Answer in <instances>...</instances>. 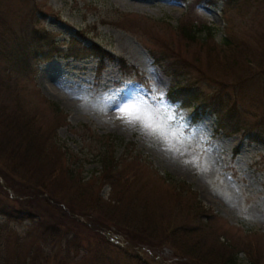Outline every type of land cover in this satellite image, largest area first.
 <instances>
[{"label":"rangeland","instance_id":"obj_1","mask_svg":"<svg viewBox=\"0 0 264 264\" xmlns=\"http://www.w3.org/2000/svg\"><path fill=\"white\" fill-rule=\"evenodd\" d=\"M184 18L213 28L208 43L200 47L177 33L175 26ZM32 27L45 29L58 52L48 59L37 53L27 69L9 71L4 50L22 46ZM70 43L80 55H67ZM91 44L109 54L100 69ZM148 49L166 50L169 62L177 60L179 77L191 82L201 102L212 95L235 101L237 125L250 128L249 134L242 128L214 132V116L207 110L199 109L194 119L196 101L182 107L168 100L170 78ZM42 83L53 95L42 91ZM138 100L158 112L164 136L122 118L121 106ZM0 108L22 110L43 137L35 143L42 161L32 158L20 166L0 157V205L15 197L19 202L9 216L0 212V224L24 234L37 219L42 222L36 226L55 223L75 237L67 264H192L170 241L126 242L115 227L99 232L113 245L94 232L109 220L89 210L88 203L93 195L107 199L111 191L122 195V203L133 198L135 206L144 205L146 210L138 211L159 225L157 230L169 222L180 224V230L191 228L194 213L187 206L198 200L211 215L212 235L205 237L203 249L216 247V238L226 239L239 264H264V134L257 132L264 133V0H0ZM108 133L128 142L124 148L112 139L114 155L124 148L127 155L140 152L145 158L113 186L96 180L100 165L93 155L107 149L102 143L110 142ZM69 168L73 180L86 186L70 188ZM154 170L186 181L195 197L177 195ZM88 211L95 215L83 214ZM21 244L27 247V239Z\"/></svg>","mask_w":264,"mask_h":264},{"label":"trees","instance_id":"obj_2","mask_svg":"<svg viewBox=\"0 0 264 264\" xmlns=\"http://www.w3.org/2000/svg\"><path fill=\"white\" fill-rule=\"evenodd\" d=\"M200 22H194L188 20V18H184L177 23L175 29L186 42H196L201 47L203 43H208L205 39L207 36L212 35L213 28L205 22ZM46 34L45 29L37 30L35 27H32L30 31L27 32L28 41L24 42L22 46L5 49L4 57L8 70L13 71L18 67L27 69L29 59L34 58L37 53L40 54L42 59H48L54 53L58 52V47L53 46L50 41L48 42ZM223 38L222 44L229 46L226 37ZM88 47L90 54L98 59L97 69L102 68V60L105 57L109 58V54L94 50L96 47L94 44ZM148 50L153 61L157 63L162 71L170 78L168 88L165 92V96L168 100L178 101L179 105L182 107L190 105L193 100L196 101L198 108H196L197 111L194 113V119H197L198 116L195 115L201 112L199 109L202 111L207 110L208 113L214 116V132L219 130L224 134H230L242 128L241 131L249 134L250 128L238 127L237 125L239 119L237 115L240 111L237 110L238 106L235 101L231 100V102H229V98L226 96L212 95L209 96L207 100L201 102V99L198 97L199 95L193 91L191 82L182 81V78L179 77L181 73L178 72V68L182 66L177 60L169 62L168 60L170 57L172 58V56L170 54L166 55V50L162 52H158L155 49ZM67 55H80L78 46H74V44L70 43L68 45ZM173 55L175 57L177 56L176 53ZM221 55L223 56L222 58H224V55ZM224 61H226L225 58ZM184 79L187 78L184 77ZM215 94L221 93L216 91ZM49 105L56 112L61 111L60 107H58L54 101L49 100ZM257 132L262 135L264 134L262 131ZM40 133L39 127L35 126L32 120L22 110H20V112L19 110H15L14 112L8 113L0 108V157H2V162L6 159L8 162L5 161L4 164L19 163L20 166H25L32 158L42 161V148H40L38 144H35L38 139H43V137L39 135ZM108 134L110 136V142H108V144L105 142L102 143L103 145L105 144L107 149H100L93 155L97 156L96 160L100 165L99 176H97L96 180L102 179L103 182L105 181L113 186L115 178L120 174H124L123 172L127 170V168L136 165L139 166V164L142 163L140 161H145V158H140L142 155H140V152L127 155V149L124 148H126L125 146L128 142L122 141L120 137L113 133ZM96 137L102 138L105 136L97 135ZM112 139L118 143H122L124 146L118 156L114 155L110 148ZM68 170V175L70 176L69 180L70 182L72 181L70 183V188L75 187V190H78L86 186L85 183L81 182L79 179H77V181L73 180V171H71V168ZM154 171L156 173V170ZM157 175L168 183L171 190L172 188L176 189L177 195H182V192H188L191 196L195 197V193L190 189V184L186 181L175 179L166 172L158 173ZM91 185L94 187V184ZM115 194L116 192L111 191L107 199H102L98 195H93L92 202L88 203L91 204V206L88 207L90 208L89 210H95L99 216H103L109 220V222L98 223L103 225L98 227V230H93L94 232H101L103 234V229L115 227L123 234L126 242L133 241L142 243L144 242L143 239L147 238H154V241L160 244H166V242L170 241L173 247L179 251L178 253L180 256L184 257L192 264H239L236 251H233L231 248L232 243L226 241V239L220 241L216 238V247L209 245L204 249L202 248V245L205 244V237L208 234L212 235V233L208 231L211 215L206 212V208H204L198 200L195 203L190 199L189 205L187 206L188 209L194 213H192L194 225L191 226V228L180 230L178 228L180 224L169 222L166 224V227L157 230L159 225H156L145 214L138 211L140 208L146 210L144 205L135 206L133 198H130L128 202L124 201L122 203V195L117 196ZM76 195L78 196V194ZM17 199L18 198L15 197L9 199L7 203H2L0 205V212L9 216V209L13 204L18 202ZM72 213L74 212L69 211L67 215H71L70 218L73 220L75 217H72ZM83 214H89L90 216L95 215L89 211ZM33 217L34 216H31L30 218ZM39 222H42L41 219H37L36 222H33L24 234H18L14 229L8 227L6 223L0 224V264H67L65 258L68 257L67 251L69 249V243L71 244L75 237L73 235L68 236V234L55 223L44 222L43 225L36 226L35 223L38 224ZM83 224L85 225V222ZM92 227L96 228L95 225ZM8 234L13 238H9ZM102 234L99 236L103 237L104 234ZM219 234L222 233H217V235ZM137 237H139V239H137ZM141 237L143 239H140ZM103 238L105 240V236ZM7 239H12V241L9 242L11 244L7 243ZM22 239H27V247H24V244L20 245ZM105 241L110 243L109 240ZM111 243L115 245L113 242ZM250 262L256 264L254 261Z\"/></svg>","mask_w":264,"mask_h":264},{"label":"snow or ice","instance_id":"obj_3","mask_svg":"<svg viewBox=\"0 0 264 264\" xmlns=\"http://www.w3.org/2000/svg\"><path fill=\"white\" fill-rule=\"evenodd\" d=\"M120 111L125 114L122 118L128 122L139 121L144 127L159 133L161 136L166 134V125L158 119V112L144 104L143 101L126 103L121 106Z\"/></svg>","mask_w":264,"mask_h":264},{"label":"bare ground","instance_id":"obj_4","mask_svg":"<svg viewBox=\"0 0 264 264\" xmlns=\"http://www.w3.org/2000/svg\"><path fill=\"white\" fill-rule=\"evenodd\" d=\"M42 91L47 95H53L51 94V91H49L48 86H46L44 83H42ZM58 98V97H57Z\"/></svg>","mask_w":264,"mask_h":264}]
</instances>
